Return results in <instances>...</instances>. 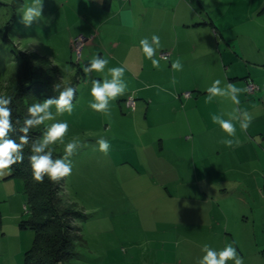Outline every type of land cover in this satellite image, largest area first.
<instances>
[{
  "label": "crops",
  "instance_id": "obj_1",
  "mask_svg": "<svg viewBox=\"0 0 264 264\" xmlns=\"http://www.w3.org/2000/svg\"><path fill=\"white\" fill-rule=\"evenodd\" d=\"M212 1L64 0L62 24L51 27L68 48L81 39L85 74L79 70L77 94H91L89 109L108 114L114 153L127 157L130 149L133 168L161 179L164 156L177 160L168 168L171 180L159 186L171 184L188 222L223 220L217 238L234 264H264V83L246 90L264 73H250L246 65L258 63L242 46L228 50L225 29L212 23L225 9L210 13ZM212 26L221 41H212ZM219 61L222 68L214 66ZM79 103L66 110L74 126ZM121 144L125 151L117 153ZM183 191L186 197L176 193Z\"/></svg>",
  "mask_w": 264,
  "mask_h": 264
},
{
  "label": "rangeland",
  "instance_id": "obj_2",
  "mask_svg": "<svg viewBox=\"0 0 264 264\" xmlns=\"http://www.w3.org/2000/svg\"><path fill=\"white\" fill-rule=\"evenodd\" d=\"M63 1L0 0V95L7 90L20 56L57 66V88L66 90L64 85L74 84L75 98L81 102L76 126L68 120L69 105L62 107L49 100L37 103V114L46 126L43 141L57 154L55 164L62 174L64 193L82 214L77 220L81 237L77 254L66 264H234L228 245L217 238L216 229L221 232L224 221L188 222L171 184L159 186L160 180H171L168 168L177 160L164 156L161 179L133 168L130 149L127 157L114 153L117 141L113 136L117 134L108 114L89 109L94 103L91 94H77L85 67L81 61L76 64L77 55L72 50L76 48L60 44L53 36L52 27L62 24ZM212 2L210 13L225 9L212 15V23L225 29L228 50L232 53L233 47L242 46L244 54L258 63L246 65L252 66L250 73L256 69L264 73V0ZM68 8L65 5L64 10ZM214 26L210 30L215 43L221 37ZM237 49L236 53H241ZM243 59L239 58L238 64H245ZM216 64L222 68L220 61ZM263 83L264 74L257 82L248 81L246 90L252 93ZM121 151H125L123 144L117 153ZM8 174L0 151V264H22L34 233L20 225L28 218L22 182L16 176L6 177ZM176 193L186 197L187 191Z\"/></svg>",
  "mask_w": 264,
  "mask_h": 264
},
{
  "label": "trees",
  "instance_id": "obj_3",
  "mask_svg": "<svg viewBox=\"0 0 264 264\" xmlns=\"http://www.w3.org/2000/svg\"><path fill=\"white\" fill-rule=\"evenodd\" d=\"M46 62L20 56L7 90L0 95V151L9 169L6 177L20 178L28 212L20 225L34 233L22 264H66L76 257L81 241L77 220L82 214L64 193L57 154L43 141L46 126L37 114L42 100L73 106L76 91L74 84L64 85L66 90L57 88L59 68Z\"/></svg>",
  "mask_w": 264,
  "mask_h": 264
},
{
  "label": "built area",
  "instance_id": "obj_4",
  "mask_svg": "<svg viewBox=\"0 0 264 264\" xmlns=\"http://www.w3.org/2000/svg\"><path fill=\"white\" fill-rule=\"evenodd\" d=\"M71 47H75L76 49H72L75 51L76 55H77V60L79 59V56H80V50H81V39H78V38H74L72 41H71ZM160 57H166L167 56V53L166 52H160L159 54ZM250 89H252V86L249 87ZM182 96L183 97H188L189 96V92H183L182 93ZM133 98L132 97H126L124 100H123V103H124V106L126 108H128L129 110L133 109V106H134V103H133ZM261 194L262 196L264 197V181H263V186H262V191H261Z\"/></svg>",
  "mask_w": 264,
  "mask_h": 264
}]
</instances>
